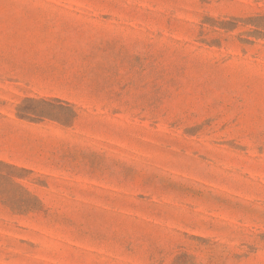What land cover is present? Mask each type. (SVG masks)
<instances>
[{"label": "rangeland", "instance_id": "374dc122", "mask_svg": "<svg viewBox=\"0 0 264 264\" xmlns=\"http://www.w3.org/2000/svg\"><path fill=\"white\" fill-rule=\"evenodd\" d=\"M0 264H264V0H0Z\"/></svg>", "mask_w": 264, "mask_h": 264}]
</instances>
